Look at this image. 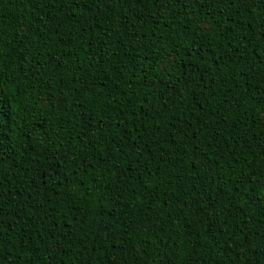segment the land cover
I'll use <instances>...</instances> for the list:
<instances>
[{
    "label": "trees",
    "instance_id": "trees-1",
    "mask_svg": "<svg viewBox=\"0 0 264 264\" xmlns=\"http://www.w3.org/2000/svg\"><path fill=\"white\" fill-rule=\"evenodd\" d=\"M0 264H264V0H0Z\"/></svg>",
    "mask_w": 264,
    "mask_h": 264
}]
</instances>
